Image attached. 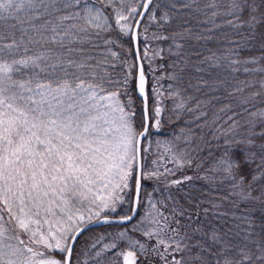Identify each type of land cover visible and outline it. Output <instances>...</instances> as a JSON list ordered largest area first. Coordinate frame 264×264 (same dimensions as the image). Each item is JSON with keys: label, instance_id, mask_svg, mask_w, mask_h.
Listing matches in <instances>:
<instances>
[{"label": "snow or ice", "instance_id": "snow-or-ice-1", "mask_svg": "<svg viewBox=\"0 0 264 264\" xmlns=\"http://www.w3.org/2000/svg\"><path fill=\"white\" fill-rule=\"evenodd\" d=\"M0 264H264V0H0Z\"/></svg>", "mask_w": 264, "mask_h": 264}, {"label": "trees", "instance_id": "trees-1", "mask_svg": "<svg viewBox=\"0 0 264 264\" xmlns=\"http://www.w3.org/2000/svg\"><path fill=\"white\" fill-rule=\"evenodd\" d=\"M175 123V122H174ZM171 127V125H166V128H170ZM161 150H163V149H161ZM169 167H171V165H169ZM177 175H179V173H177ZM198 183H200L199 181H198ZM154 195H156V194H154ZM96 233H103L104 232V227H102V228H99V229H96V230H94Z\"/></svg>", "mask_w": 264, "mask_h": 264}, {"label": "water", "instance_id": "water-1", "mask_svg": "<svg viewBox=\"0 0 264 264\" xmlns=\"http://www.w3.org/2000/svg\"><path fill=\"white\" fill-rule=\"evenodd\" d=\"M102 227H103V226L96 227L94 230L99 229V228H102Z\"/></svg>", "mask_w": 264, "mask_h": 264}]
</instances>
